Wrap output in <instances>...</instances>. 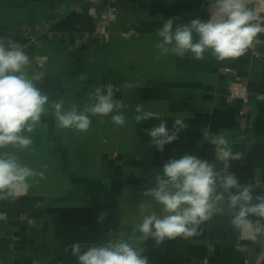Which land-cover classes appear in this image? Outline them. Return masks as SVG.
Here are the masks:
<instances>
[{"label": "crops", "instance_id": "1", "mask_svg": "<svg viewBox=\"0 0 264 264\" xmlns=\"http://www.w3.org/2000/svg\"><path fill=\"white\" fill-rule=\"evenodd\" d=\"M207 8L206 0H0V37L24 45L31 66L45 74L38 87L50 100L83 108L95 88L112 83L127 118L119 127L110 116H93L86 134L58 129L51 113L42 119L31 149L18 153L37 173L31 187L0 201V264H78L71 245L98 246L110 232L128 239L143 214L159 213L143 192L164 163L185 152L216 160L202 141L206 130L224 131L244 154L229 168L241 185L254 183L257 172L264 182V101L256 100L264 93V33L253 42L255 54L237 59H156L163 22L207 20ZM232 81L246 85V101L229 96ZM130 82L140 86L128 89ZM137 105L163 116L137 123ZM176 116L188 128L160 152L146 130L161 120L171 130ZM253 224L235 228L225 209L193 237L141 246L150 264H264V219Z\"/></svg>", "mask_w": 264, "mask_h": 264}, {"label": "clouds", "instance_id": "2", "mask_svg": "<svg viewBox=\"0 0 264 264\" xmlns=\"http://www.w3.org/2000/svg\"><path fill=\"white\" fill-rule=\"evenodd\" d=\"M209 18L192 19L178 23L179 18H168L158 28L155 36L158 55L169 54L179 58L191 55L197 61L210 56L217 61L243 57L253 46L264 25L260 9L253 0H206ZM45 74L31 66L24 45L11 37H0V201L25 194L36 171L23 163L19 152L31 149L32 134L49 113L60 130L86 134L93 116L111 117L119 127L127 125L122 109L125 102L114 97L118 90L112 83L104 89L95 88L89 101L80 108L73 103L65 107L63 99L50 100L38 87ZM140 86L126 83L132 89ZM264 101V93L256 95ZM163 115L137 105L134 119L137 123L160 119ZM188 123L182 116L174 117L173 128L161 120L158 126L147 131L150 143L163 152L166 145L176 141ZM203 142L213 146L216 160L210 162L196 154L185 152L179 158L163 164L162 173L154 177V186L143 192L159 205V213L143 214L141 222L133 228L128 239L109 233L110 239L98 246L82 248L71 245V253L78 264H150L141 245L152 239L156 245L166 239L189 238L198 234L201 226L217 214L228 210L230 223L235 228L254 227V218L264 219V182L257 172L254 183L241 185L237 176L229 171L231 161H239L244 154L233 151L232 141L224 131H203ZM13 149V150H9ZM143 207V205H142ZM105 218L101 214L100 220ZM139 235H136V233ZM255 239V237H253Z\"/></svg>", "mask_w": 264, "mask_h": 264}, {"label": "built area", "instance_id": "3", "mask_svg": "<svg viewBox=\"0 0 264 264\" xmlns=\"http://www.w3.org/2000/svg\"><path fill=\"white\" fill-rule=\"evenodd\" d=\"M255 6L260 9V14H264V0H253ZM252 53L255 54L253 46L251 48ZM229 96L233 98H238L243 101L247 100V88L246 85L239 81H232L228 84Z\"/></svg>", "mask_w": 264, "mask_h": 264}]
</instances>
